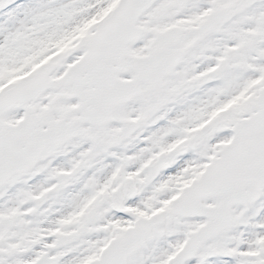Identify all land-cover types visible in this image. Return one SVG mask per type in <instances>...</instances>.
<instances>
[{
	"label": "snow or ice",
	"instance_id": "1",
	"mask_svg": "<svg viewBox=\"0 0 264 264\" xmlns=\"http://www.w3.org/2000/svg\"><path fill=\"white\" fill-rule=\"evenodd\" d=\"M0 264H264V0H0Z\"/></svg>",
	"mask_w": 264,
	"mask_h": 264
}]
</instances>
